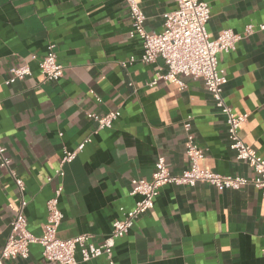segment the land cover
I'll use <instances>...</instances> for the list:
<instances>
[{
	"label": "crops",
	"instance_id": "0c3cea01",
	"mask_svg": "<svg viewBox=\"0 0 264 264\" xmlns=\"http://www.w3.org/2000/svg\"><path fill=\"white\" fill-rule=\"evenodd\" d=\"M206 1L212 39L223 29L244 34L248 24H264V0ZM141 6L145 29L159 33L165 12L175 10L177 0H142ZM131 30L126 0H0V144L24 180L25 214L35 235L43 233L47 202L62 183L64 218L57 236L86 233L103 242L123 216L121 208L130 209L139 199L131 194L132 179L150 180L158 156L174 174L190 167L187 116L206 149L203 168L255 175L230 148L226 117L203 80L187 77L184 88L165 79L149 85L167 66L161 57L143 62L141 39ZM50 43L64 75L44 82L33 56L42 57ZM20 64H29L32 74L7 84L11 68ZM219 66L228 76V105L236 114H249L240 136L264 157V31L245 35L235 49L219 54ZM114 110L121 115L113 127L95 131L88 113ZM88 136L91 142L64 165L63 176H56L64 150L76 149ZM20 199L14 179L0 165V251ZM114 258L120 264H264V197L251 184L241 189L166 184L154 209L116 240ZM4 264L54 263L35 243L28 258ZM81 264L108 263L98 257Z\"/></svg>",
	"mask_w": 264,
	"mask_h": 264
},
{
	"label": "built area",
	"instance_id": "2783aa9c",
	"mask_svg": "<svg viewBox=\"0 0 264 264\" xmlns=\"http://www.w3.org/2000/svg\"><path fill=\"white\" fill-rule=\"evenodd\" d=\"M126 2L132 19L131 36L139 37L142 42L141 60L145 63H153L161 57L167 66L166 72H157L149 85H156L159 80L165 79L184 88L187 86L185 81L187 77L203 80L214 98L215 106L226 117L230 148L235 152L237 159L249 163L255 175L253 177L225 175L203 168L201 162L205 160L206 149L196 141L192 131V116H187L183 121V127L186 133V153L190 167L181 174H174L165 157L158 156L150 180L132 179L131 194L139 196V199L130 209L121 208L123 216L114 220L110 234L103 242L97 244L93 241L92 235L86 233L68 239L57 236L64 218L60 207V197L64 189L62 183L58 184L53 196L47 202L48 215L43 226V233L38 236L29 230V221L25 214L28 201L24 195L26 188L24 180L12 170L11 159L6 155L7 147L0 144V165L8 169L21 196L19 210L10 222L8 238L0 251V264L10 259L28 258L30 247L35 243L42 246L44 259L54 264H81L98 257H105L108 264H120L114 258L116 240L126 235L137 218L154 209L155 200L166 184L192 187L199 182H204L227 189H241L251 184L258 188L264 197V157L260 156L257 150L240 136V127L247 122L249 114H236L228 105L224 95L228 76L226 70L219 66V54L235 49L236 43L245 35L258 30L264 31V24L258 26L248 24L244 34L223 29L216 38L212 39L207 30V23L211 18L209 3L206 0H177V8L164 14L163 30L159 33H149L145 29L146 14L141 6L142 0H126ZM33 59L38 62L44 82L56 81L63 77L64 66L58 61L54 43L48 45L42 57L33 56ZM31 74L32 69L29 64L16 65L11 68L10 76L5 82L11 84ZM97 100L100 101L101 98L97 96ZM120 115L119 110L105 114L88 113L89 118L97 124L95 131L112 128ZM91 140L88 136L76 149L64 150L55 175L63 176L64 165L72 162ZM52 179L53 176L48 178L49 181Z\"/></svg>",
	"mask_w": 264,
	"mask_h": 264
}]
</instances>
